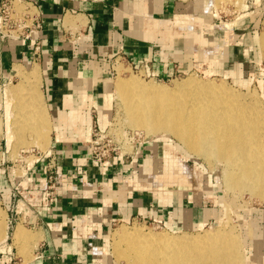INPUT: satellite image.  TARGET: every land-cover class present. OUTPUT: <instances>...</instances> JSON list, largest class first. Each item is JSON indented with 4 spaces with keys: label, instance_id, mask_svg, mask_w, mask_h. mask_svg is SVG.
Segmentation results:
<instances>
[{
    "label": "crops",
    "instance_id": "1",
    "mask_svg": "<svg viewBox=\"0 0 264 264\" xmlns=\"http://www.w3.org/2000/svg\"><path fill=\"white\" fill-rule=\"evenodd\" d=\"M27 1L37 5L43 31L0 43V195L10 219L12 196L20 195L27 224L12 225L0 264H113L108 241L116 224L152 222L173 233L217 224L224 206L211 186L203 190L209 184L201 176L196 181L184 172V180L155 182L165 169H186L169 139L140 143L129 156L101 166L90 157L91 131L96 124L106 132L111 124L113 80L121 66L160 81L205 74L243 83L254 22L207 27L187 16L194 4L186 0ZM38 40L42 49L35 57ZM35 67L50 140L44 152L21 151L14 159L8 133L16 106L5 89L20 78L17 68L30 73ZM49 164L62 183L51 202L43 194ZM248 240L247 264H264V232Z\"/></svg>",
    "mask_w": 264,
    "mask_h": 264
},
{
    "label": "bare ground",
    "instance_id": "2",
    "mask_svg": "<svg viewBox=\"0 0 264 264\" xmlns=\"http://www.w3.org/2000/svg\"><path fill=\"white\" fill-rule=\"evenodd\" d=\"M259 41L264 53V32ZM17 72L25 84L13 85L9 102L17 100L15 103L19 104L23 91L39 78V69L35 67L27 75L21 68ZM195 77L175 84L174 89L144 84L135 77L120 80L116 93L125 108L126 124L158 139L160 134L163 138L173 137L192 154L219 160L226 167L228 189L259 190V197L264 200V103L256 93L246 99L234 87ZM34 86L29 102L21 101L12 111L11 127L20 142L26 131L33 132L36 146L42 148L48 146L50 129ZM177 168L176 172L165 169L157 174V179L184 180L185 174ZM9 227L0 214V248L8 242ZM136 231L120 227L113 235L114 253L127 264H247L235 227L193 236L146 235Z\"/></svg>",
    "mask_w": 264,
    "mask_h": 264
},
{
    "label": "rangeland",
    "instance_id": "3",
    "mask_svg": "<svg viewBox=\"0 0 264 264\" xmlns=\"http://www.w3.org/2000/svg\"><path fill=\"white\" fill-rule=\"evenodd\" d=\"M71 1V0H66ZM81 1V0H80ZM187 2L185 4L193 3L194 7L191 5L189 6V9L187 8V13L190 15H187L188 17L192 16L193 18H201L206 21V26L208 27L209 24L216 23L219 25L224 24H236L237 20L245 19L251 20L254 22L255 26V43L250 55V58H248V61L246 63L248 64V69L244 71V82L243 83H236L233 81V79L230 78H223V77H209L205 74H195L196 79L198 80H210L211 82L222 85L223 83L226 86L234 87L238 91L242 92L241 94L246 98L250 99L252 94H257L262 102L264 103V53L262 52V48L260 45L259 38L261 37L262 33L264 32V0H186ZM258 9V10H255ZM258 11V12H256ZM249 15V17L247 16ZM192 21H195L192 19ZM197 24V25H196ZM198 26L200 23L191 24V26ZM225 26V25H224ZM229 26V25H228ZM122 63V62H120ZM119 63V64H120ZM118 76L113 80L114 86V96L112 95V100L114 99V111H113V119L111 121V124L107 128V135L114 138L118 146L121 148L122 154H131L134 149L138 146L140 143H146V142H154L159 140L158 138H155L153 135H147L145 131L142 130H135L129 127L126 124V114H125V108L123 106V102L120 100L116 93V86L118 85L120 80H129L131 78H137L139 81H141L144 84H152L158 87H167L168 89H174L176 86L175 84L182 83L184 80H186L189 77L195 76V75H187L182 76L179 78H176L174 80L170 81H159L152 78H147L144 71H128V73L124 70L123 66L119 67L118 69ZM26 70L23 69V72L25 75H27L29 72H25ZM40 76V75H39ZM20 77V76H19ZM41 78L39 77L37 80H35V84L32 83L30 86L26 88V90L23 91L21 94V103H27L29 102V96L32 93L33 86L37 88V94L38 93V87L40 83ZM25 84V80L22 77L14 80V86H18L20 84ZM0 85H2L0 83ZM27 85V84H26ZM13 86H9V88L6 87L5 93L8 92V90ZM0 96L1 94V88H0ZM8 101V99H7ZM14 102H17L15 100ZM18 103V102H17ZM15 106H18L19 104L14 103ZM45 111V109H44ZM47 117V116H46ZM13 117L11 118L10 122H12ZM9 133L12 138V142L9 140L12 144V155L14 159H17L21 153V151H24L26 153H30L31 156H33V150L35 151H41L44 152L47 148L46 147H38L36 146L37 143H35L36 136H33L34 133L30 131L25 132L27 134L23 135L25 138L22 142L25 145L22 144L19 140L15 139L17 137L16 132L12 130L11 124L9 126ZM93 131H91L92 133ZM24 134V133H23ZM14 136V137H13ZM9 137V135H8ZM33 137V138H28ZM160 139L163 138L162 134H160ZM28 138V139H27ZM9 139V138H8ZM164 139H169L172 143V147L174 148V151L177 152V154L183 158L185 161V168L179 164L177 170L181 173L186 172L187 176H189L192 180H199L197 178L198 176H201V181L205 182L208 185L206 187H203V190L205 191L207 188L211 186L210 189L214 192H217L219 197L222 200V204L224 206L223 211V217L221 220L214 225H209L207 227H203L201 229L197 230H189L184 232H178L173 233L167 230H164L162 227L152 223V222H136V223H121L116 224L113 227V230L111 232L109 241H108V252L109 257L113 264H127L125 259L119 260L114 253V243L115 238L114 234L115 232L120 229V227H125L129 231L134 233L136 229L140 230L139 233L143 234H169L171 236H177V235H184V234H203L206 232H213L217 229H230L232 227H235L238 234L240 241L242 242V257L243 260L246 262L247 257L249 256V245H248V238L249 237H257L262 235L264 232V200H262L259 197V190L251 189V188H244L243 191L238 190H232L228 189L226 185V167L223 163H221L219 160L215 158H211L208 160V158L205 159L204 156H198L192 154L185 146H183L178 140H176L173 137H165ZM158 142L164 143L166 141L159 140ZM179 142V143H178ZM181 147V148H180ZM183 148V149H182ZM194 155V156H193ZM129 156V155H128ZM202 157V158H201ZM198 158V160H197ZM185 170V171H184ZM226 171V172H225ZM185 176V175H184ZM186 179V177H185ZM155 182L158 181L157 176L155 178ZM154 182V181H153ZM213 187V189H212ZM0 214L3 221H5V225L9 226V216L7 215V211L5 208L0 204ZM21 227V226H20ZM23 229L24 233H27V231ZM16 228L9 227L8 233L9 238H12V234L14 233V230ZM137 232V231H136ZM176 234V235H175ZM191 235V236H193ZM18 239V238H17ZM1 249V248H0ZM25 248L23 247V250ZM21 251L19 255L23 256L24 251ZM247 263V262H246Z\"/></svg>",
    "mask_w": 264,
    "mask_h": 264
},
{
    "label": "built area",
    "instance_id": "4",
    "mask_svg": "<svg viewBox=\"0 0 264 264\" xmlns=\"http://www.w3.org/2000/svg\"><path fill=\"white\" fill-rule=\"evenodd\" d=\"M43 31V23L40 11L35 3L27 0H1L0 2V43L6 41L17 40L25 41L31 39L34 35ZM42 45L38 40L35 43L34 55L39 56ZM113 64H118L115 59ZM147 78L155 79L150 73H145ZM156 80V79H155ZM160 81V80H159ZM91 134L90 157L91 160L104 166L111 162L116 156L127 157L129 154H122L121 148L118 146L113 137L108 136L106 132L99 130L94 124ZM47 173V181L44 184L43 194L48 202L54 200L62 183L59 180L57 167L55 164H49L44 168ZM13 204L10 208L9 226L22 223L27 224L24 217L19 212V204L21 202L20 195L14 193L12 196ZM0 204L3 206V198L0 195Z\"/></svg>",
    "mask_w": 264,
    "mask_h": 264
}]
</instances>
